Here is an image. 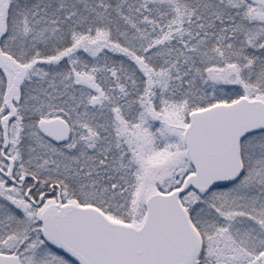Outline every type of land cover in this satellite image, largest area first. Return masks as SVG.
<instances>
[{"label": "snow or ice", "instance_id": "6c2138e0", "mask_svg": "<svg viewBox=\"0 0 264 264\" xmlns=\"http://www.w3.org/2000/svg\"><path fill=\"white\" fill-rule=\"evenodd\" d=\"M0 264H264V0H0Z\"/></svg>", "mask_w": 264, "mask_h": 264}]
</instances>
